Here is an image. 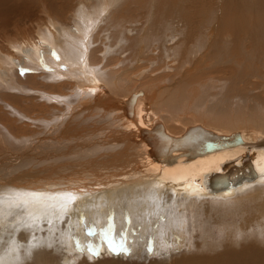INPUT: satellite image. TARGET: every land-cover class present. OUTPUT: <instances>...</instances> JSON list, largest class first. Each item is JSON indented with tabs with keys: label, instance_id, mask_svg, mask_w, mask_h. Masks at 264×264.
Segmentation results:
<instances>
[{
	"label": "bare ground",
	"instance_id": "obj_1",
	"mask_svg": "<svg viewBox=\"0 0 264 264\" xmlns=\"http://www.w3.org/2000/svg\"><path fill=\"white\" fill-rule=\"evenodd\" d=\"M136 1L0 0V109L16 117L0 125L20 130L0 151L16 158L0 167V264H131L123 244L172 246L168 264H264L255 248L212 256L207 239L241 206L258 227L232 228L230 244L264 243V1L244 0L258 42L243 44L233 32L253 23L238 28L233 5L214 44L211 7Z\"/></svg>",
	"mask_w": 264,
	"mask_h": 264
},
{
	"label": "rangeland",
	"instance_id": "obj_2",
	"mask_svg": "<svg viewBox=\"0 0 264 264\" xmlns=\"http://www.w3.org/2000/svg\"><path fill=\"white\" fill-rule=\"evenodd\" d=\"M19 1L32 3L34 5L35 9H37V10L47 9L48 6H49L47 0H42V1L41 0L40 1L39 0H19ZM55 1H57V2H61L62 1L63 2L64 0H55ZM134 1H136V0H133V2ZM178 1L179 0H166L165 2L175 3V2H178ZM190 1L192 2L193 6H198V8H201L203 6L211 7V9H213L215 11L213 13V15H215L214 18L216 19L215 22H217V24L215 26V29L211 28V27H208V29L212 31L211 36L214 33L213 37L216 38V39L211 40L212 41L211 43L216 44L215 41L218 39L217 37H220L219 32L220 33H224L225 32L223 30V28H222V21H223L222 18H224V14L220 15V11L223 10L224 9L223 6H226V5L235 6L233 8L234 12L237 14V18H236L237 21H236L235 25L238 26V28H240L242 26V24L249 25L248 22H247L248 21L247 17H249L251 19L252 23H253L252 26L249 25V27L251 28L249 30H234L233 36H235V37L237 36L240 40H242V44L244 43L245 39H247L248 37H252L256 41V43L258 42V33L255 30V27L258 24L257 23L258 19H252L251 18V13H252V11H253V9L255 7V4H254V6H252V8H249V6L246 5L248 3L244 2V0L243 1L242 0H195V1L194 0H190ZM246 1H249V0H246ZM257 1L258 2H262L264 0H257ZM143 2H144V0H142V1L137 0L136 1V5L139 6ZM204 4H206V5H204ZM220 7H223V8H221V10H220ZM227 11H228V9H227ZM149 15H150V13H148V16ZM218 16H219L220 19L218 18ZM148 19L149 18L146 17V21H145V17L142 18L141 20L144 23L140 24L139 26H146L148 24V22H147ZM25 23L26 22L23 21V19H22L20 21L19 26L17 28L22 29V26ZM228 31H231V30L228 29ZM141 35L148 36L147 34H144L143 32L141 33ZM149 42H150V40H149ZM235 43H236V41L233 44H235ZM240 51L241 50L225 46V51L224 52L225 53H235L238 56H241V52ZM149 64L148 65L147 64L144 65L140 70L142 71V73H143L144 69H148V71L151 70L149 72L147 71L148 73L146 72L145 76L148 74V76H146V77H149L150 75L152 76V73H154L153 76H152L153 78L151 76L150 77H151V79H156L159 76V74L157 73L159 69L156 66L155 67L156 70H153L154 68L153 69L151 68V67H153V65L150 67ZM149 67H150V69H149ZM190 67H191V70H193V69H194L193 71L196 70L195 66H190ZM129 69H131V68L128 67V66H122V67H117V68L113 69V71L115 73L125 74L126 71H128ZM138 71L139 70L134 71L133 75H136L138 73ZM141 71H139V72H141ZM142 73H139V74H141V76H142ZM155 74L156 75L158 74V75L156 76ZM145 76L143 75L142 76L143 78H140V80H138L137 83H142L143 81H145V78H146ZM163 80H167V79L163 78ZM258 80L259 79L253 78L252 81H250V82H252L254 84ZM160 82H162V81H160ZM6 111H7L6 109H3V110H2V108L0 109V123L2 125H4V126L8 127V128H15L12 125L11 122H16V117L11 115V113H9V114H8V112L6 113ZM6 131L7 130H5L0 125V151L1 150H5L4 144H6V143H7V145L9 144L11 147H16L15 142L11 138L13 136H15L16 133L19 132L20 130H17V131L13 130V131H7V132ZM1 159H2V162L0 163V167L3 169L4 165L8 164L9 161L13 162L16 158L9 157V156H6V155H2L1 158H0V161H1ZM23 159L25 160L26 158H23ZM23 159H21V160L23 161ZM13 206L15 207V205H13ZM240 207L241 206H232V207L226 209L224 211V214L220 218L221 222L217 226L212 227V230H210V235H208L209 237L207 239L211 242V246L213 248V249L212 248L210 249L211 252H212V256H217V257H219L221 255L232 256L234 254L233 250H236L237 253H244V252L248 251L247 248H255L254 250H258V249L264 250V243H263L262 239H257L258 241L256 243H247V245H245V246L238 245L236 247V246L230 244L231 241H232V233H234L233 232L234 229H232V228H240V229H242V228H244L247 225H251L254 229H256L258 227L254 219H249V218H246V217L242 218V211H241ZM10 208H12L11 204L5 203V202L4 203L0 202V213H5V212H8V211H12V209H10ZM177 210H178L177 207H175V209L174 208L168 209V208H166V205H164V208L161 207L160 209H157V211L155 213V217H157V219H159V221H161L162 224L166 225L167 228H170L168 226L169 222H167V217H169L170 215H172V216L176 215V211ZM184 216H186V219L189 218L191 216L190 211L187 210ZM251 217H256V214H252ZM184 223L187 224L186 222H184ZM183 225L181 226L182 229H183ZM162 228H163V225H159L158 231L161 232ZM218 228H224V229L218 230ZM263 230L264 229H261V231H263ZM9 231L13 233L12 230H8V232ZM46 232H47V230L44 231V233H46ZM197 234H200V233H197ZM261 237L263 238V236L261 234H257V238H261ZM12 238H13V236H10L7 239H12ZM168 243H170V242L168 241ZM200 243H201V241L199 239H194L193 240V246H192L191 249L195 250ZM171 247L172 246H165V247L157 248V247H154V246L150 245V246H148L147 249L144 248V249H146L145 251L141 250L140 248H138L139 249V251H138V249L135 248V253H134V248H129L128 245L123 244L121 248L123 250L130 249L129 250L130 251L129 252L130 253L129 254L130 259H128L129 260L128 263H131V264H153V263L154 264H168L167 262L163 261L164 260L163 258H164V255L166 253L170 252ZM185 247L186 246L184 245V247L180 248L179 250L176 249V250H174V252H178L180 250L182 251ZM136 252L138 254L143 252L144 255H146V253L147 254H151V256H149L150 258L148 260H145V261L138 260L139 256H138V254ZM132 253H134V255H136V256H134ZM189 253L191 254L192 252L188 251L187 254H189ZM253 254H255V253H253ZM130 255L133 256V257H131ZM257 258L259 259L258 255H257Z\"/></svg>",
	"mask_w": 264,
	"mask_h": 264
},
{
	"label": "water",
	"instance_id": "obj_3",
	"mask_svg": "<svg viewBox=\"0 0 264 264\" xmlns=\"http://www.w3.org/2000/svg\"><path fill=\"white\" fill-rule=\"evenodd\" d=\"M208 150H211V149H209V147H208ZM210 183H211V182H210ZM219 183H220V182H217L216 184H219ZM211 184H212V183H211ZM211 184H209V187H210V190H211V191H213V190L218 191V190H220V189L222 190V189H225V188L229 185V184L226 185V184L221 183V186L218 187V188H216V187H214L215 184H212V185H211Z\"/></svg>",
	"mask_w": 264,
	"mask_h": 264
}]
</instances>
